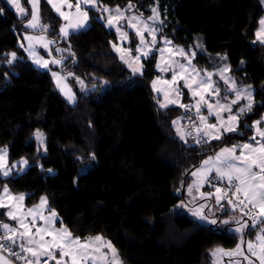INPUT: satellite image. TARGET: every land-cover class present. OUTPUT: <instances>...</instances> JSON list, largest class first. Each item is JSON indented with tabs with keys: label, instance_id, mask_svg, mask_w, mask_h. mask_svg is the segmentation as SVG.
Instances as JSON below:
<instances>
[{
	"label": "trees",
	"instance_id": "1",
	"mask_svg": "<svg viewBox=\"0 0 264 264\" xmlns=\"http://www.w3.org/2000/svg\"><path fill=\"white\" fill-rule=\"evenodd\" d=\"M23 2L28 15L19 17L0 1V148L7 149L10 164L25 159L28 168L0 176V184L25 194L27 206L46 197L60 224L81 239L107 238L122 264H213L214 248L230 251L237 233L202 223L179 204L204 158L247 141L253 122L262 119L264 44L255 36L261 1L98 0L104 7L132 5L156 23L159 36L187 49L197 48L202 37L206 51L194 60L201 70H212L213 56L220 55L237 86L254 88L239 130L203 143L183 139L174 126L191 101L187 90L182 106L159 105L151 85L159 74L154 54L136 74L116 52L118 34L107 26L104 11L89 9V25L65 38L58 33L62 19L41 0L43 18L54 28L36 32H47L56 40L53 47L65 49L56 54L65 60L60 70L95 85L88 93L77 91L76 102L69 103L54 86L51 70L34 65L20 44L23 32H31L23 26L31 11ZM129 38L136 51V33L130 31ZM36 131L45 136L44 149Z\"/></svg>",
	"mask_w": 264,
	"mask_h": 264
},
{
	"label": "rangeland",
	"instance_id": "2",
	"mask_svg": "<svg viewBox=\"0 0 264 264\" xmlns=\"http://www.w3.org/2000/svg\"><path fill=\"white\" fill-rule=\"evenodd\" d=\"M6 1L8 2V0ZM260 1L264 8V0ZM77 2H79L82 6H87L83 4L82 0H77ZM19 3L20 7L24 9L23 14H21L14 5L10 3L8 4L16 11L19 17L28 15L29 9L24 6L23 0H19ZM27 4L30 6L31 10L30 18L24 22L23 26L31 32L27 35L25 34V39L20 38V44L26 47V52L29 56H31L33 61L35 60L34 62L36 63L37 61L35 58L38 57V54L39 56L43 55L41 57L46 60L48 67L52 68V80L54 82V86L62 93L64 98L69 103L74 104L77 100V91L81 93H88L95 89V85L88 84L81 76L74 72L63 73L60 70L65 60L56 54L62 53L65 49L62 46L53 47L56 40H53L47 32L52 30L54 27L43 18L41 0H38L35 8L33 7L31 0H27ZM92 8L98 7L94 5ZM117 9H119V12H117ZM104 10L106 11L105 22L107 26L113 28L118 34L119 43L116 44L115 48L120 58L121 56L124 57V59L121 60L127 67H129L132 71L134 68L138 69L133 72L136 74H142L145 69L144 60L154 54L156 58L155 69L159 74L152 80L151 85L158 97L159 105L162 108H166L171 105L182 106L185 89L188 91L191 99L186 107L197 114L196 119L198 122V130L199 133L203 135L204 142L215 139L214 136L216 135H219L221 138L225 133H229L228 131H224L226 126H234L235 131L239 130L242 113L247 110L249 106L251 107L254 102V88L252 86H237L229 66L223 62V58L220 55L213 56L214 67L212 70H201L200 67L196 65L194 60L198 52L206 51L202 37H199L197 48L187 49L183 46L175 44L172 39L167 36H159L160 33L156 23L152 22V19L148 20L142 17L138 12L134 11L132 5L130 4L125 8L105 7ZM34 12L38 15V22L35 28L28 26L29 21L32 20ZM117 16L120 18L118 20H114L113 24L109 25L108 20ZM262 20H264V13L259 18V24L255 34L256 40L259 42H261V39L257 37V33L264 31V25L261 24ZM63 27L66 28V26ZM61 28L62 27H60L58 33L62 37L66 38L71 33V29L66 28L68 34L65 35L61 32ZM41 29L47 32L36 33V31ZM130 31H134L136 33V51H133L128 45L130 43ZM137 32L142 34L143 41H141V36L137 35ZM153 37H155V39H153ZM30 38L33 40V46L29 43ZM261 43L264 44V42ZM180 50H183L185 55H181ZM144 53H147V55H144ZM136 57H139V60H136ZM129 65H131V67ZM181 65H184V67L181 68ZM193 68L196 69V72H193ZM54 73L55 75H53ZM200 81H205V84L200 85ZM221 82H224L226 86L222 85ZM186 83L192 85L191 89L185 86ZM153 85H155V87ZM194 92L196 93L195 95ZM201 96L204 97V100H201ZM69 97H71V99H69ZM233 101H235V103H233ZM237 102H242V106H238L236 104ZM209 104L212 105L211 113L208 109ZM197 107L200 109L199 112L197 111ZM241 109H243V111H241ZM230 116H235L237 119L235 121H230ZM201 117H204L205 119L202 121ZM183 119V116L176 118L174 120V126L177 133H180L182 138L187 139L183 133L179 132V123ZM257 121L260 122L258 125L256 123ZM257 121L252 124L254 134L248 139V141L235 143L231 146H225L204 158L201 165L191 172L190 179L185 187L186 200H182L179 204L185 212L200 222L213 224L210 221L216 220L215 224L218 226L224 228L227 227L230 231L239 235L238 243L230 251L223 252L219 251L222 250L220 247L214 248L212 255L213 264H250V261L252 264H259L256 257L252 256L248 251L247 242L251 241L256 244L258 250L259 242L256 240V237L260 233L261 228H264V223H257L253 226V220L250 218V215L244 214L245 211L252 208L251 205H248V208H244L240 205L238 209H236L234 203H238V201H236V196L234 195L235 189H228L229 192L227 193V196H225L226 192L224 191V193H222V188L220 187L223 186V184L227 186L229 181L226 177L221 178L215 170L217 166L222 167L220 161L215 159L217 154L220 153L222 149L233 148V146H236L234 155L239 156L241 151L247 152V150L242 149L244 144H252L254 147L257 146L256 141H260V135L258 134L257 128L264 131V124L261 123V121L264 122V114L262 119ZM210 124L217 125V128L210 129L208 127ZM38 132L42 134L39 138L36 135ZM205 133L208 134L205 135ZM36 134L35 136L38 140V144L42 146L45 141V136L41 131H36ZM253 137H255V139H253ZM196 141H198V143L202 142L200 139H196ZM0 149V151H6L7 153L6 148ZM42 149H44L43 146ZM209 158H212V162L209 165H204V161L209 160ZM19 162L22 164L21 166L18 165L19 167L28 166V162L25 159L18 161V163ZM231 162L236 163L239 166L238 161ZM0 172H3L2 166L0 168ZM193 173H196V175H193ZM219 181L223 184L217 185L216 182ZM232 182L237 181L233 180ZM3 187L7 186L0 184V191ZM218 188L221 190L220 192H217ZM217 196L224 198L217 203ZM240 198H243V196L241 195ZM229 199H232L234 203L229 204ZM14 206H17L16 201L13 203L12 209ZM252 211L256 214L258 213V209H254ZM197 212L201 215H196L195 213ZM50 216L51 214L49 213L46 217ZM201 216L206 217V219H202ZM55 218L56 217L51 219L50 224L43 218L42 228H48L49 231L51 229L55 230ZM225 221L228 222L225 223ZM245 223H247L248 227L250 226V229L252 230L250 234L247 233L248 227L242 228L241 232L236 231L237 228H241V226ZM0 230L2 229L0 228ZM2 231L11 237L7 232L4 230ZM242 240L244 243H241ZM9 241L14 244L11 239H9ZM237 245H240L241 251L228 255L229 252H234V250H236ZM26 259V263L24 264H28V261H32L33 264H37V260L33 259L28 254ZM52 263L53 262H50L48 259L38 261V264Z\"/></svg>",
	"mask_w": 264,
	"mask_h": 264
},
{
	"label": "snow or ice",
	"instance_id": "3",
	"mask_svg": "<svg viewBox=\"0 0 264 264\" xmlns=\"http://www.w3.org/2000/svg\"><path fill=\"white\" fill-rule=\"evenodd\" d=\"M33 7H36V4L38 3V0H31ZM83 4L85 5H93L94 6V0H82ZM8 3L14 5L17 10L23 14L24 13V9L20 7V3L19 0H8ZM48 3L52 5V7L58 12V14L63 17L65 20L68 19V17L62 12L60 11V7L54 3V0H48ZM107 10V9H105ZM156 10L153 9V12H155ZM77 12H80V3L78 2L77 4ZM117 12H119V9H117ZM81 15H83L84 19L87 20V11H84L82 13H80ZM120 17H113L110 18L108 20V24L111 25L113 24L114 20H118ZM151 19V18H150ZM38 22V15L37 13H33L32 16V20L29 21V27H33L35 28ZM261 24L264 25V20L261 21ZM83 26L82 24H71L69 23V25L67 27H72V28H76V27H81ZM61 32H63L65 35H67V30L66 28L62 27L61 28ZM137 35L141 36V41H143V36L140 32H137ZM257 37L261 39V42H264V31L262 32H258L257 33ZM153 39H155V37H153ZM115 47V45H114ZM119 50V49H118ZM180 54L181 55H185V53L183 52V50H180ZM13 57H15V53L12 54ZM144 55H147V53H144ZM121 59H124L123 56H121ZM136 60H139V57L135 58ZM39 62V61H38ZM55 62V61H54ZM45 66H47L45 64ZM131 67V65H129ZM184 65H181V68H183ZM138 69H133V71H137ZM193 72H196V69L193 68ZM55 75V73L53 74ZM175 79V77H174ZM205 81H200V85H204ZM155 87V85H153ZM186 87L190 88L192 87V85L190 84H185ZM215 91V90H214ZM196 93L194 92V95ZM69 99H71V97H69ZM201 100H204V97L201 96ZM233 103H235V101H233ZM163 106V105H162ZM186 107V106H185ZM250 107V106H249ZM208 109L209 112L211 113L212 110V105L209 104L208 105ZM199 107H197V111L199 112ZM230 110V109H229ZM241 111H243V109H241ZM205 118L201 117V120L203 121ZM237 119V117L235 116H230L229 120L230 121H235ZM257 125L260 123L259 121L256 122ZM208 127L210 129H216L217 125L215 124H210L208 125ZM224 131H235V127L234 126H226L224 128ZM258 134L260 135V137L262 139H264V131L259 130V128H257ZM208 133H205V135H207ZM37 137L39 138L42 134L41 133H37L36 134ZM215 139H219L220 136L216 135L214 136ZM253 139H255V137H253ZM257 146H253L252 144H244L242 146V149L247 150V152L245 151H241V154L239 156L234 155L235 152V147L233 146V148H224L221 150L220 153L217 154L216 156V160L220 161L221 166H217L216 167V172L219 174V176L221 178H227V180L229 181V183L231 184V182L233 180L237 181L238 183H236L235 186V193L234 195L236 196V201H238V205H242L244 208H248V205H251L252 208L249 210V212H245V215H249L250 212L254 209H258V213L256 215H253L251 218L253 220V226H255V224L257 223H264V143H261V141H256ZM0 159H2V157H0ZM231 161H238L239 162V166L236 163H232ZM212 162V158H209V160H205L204 161V165H209ZM26 163V161H25ZM258 169V171H257ZM5 175H7V172H5ZM193 175H196V173H193ZM221 190L218 188L217 192H220ZM4 192L7 194L8 193V188L5 187L4 188ZM241 195L243 196V198H240ZM225 196H227V193H225ZM224 197L221 196H217V203L220 202L221 199H223ZM17 199L19 200H23L24 197L20 196ZM46 203V198L42 197L41 198V206L44 205ZM229 204H233L234 201L232 199L228 200ZM0 206H3L2 204H0ZM39 207V206H38ZM33 211H35V209H29V214H31ZM196 215H201L199 212L195 213ZM56 213L53 211L51 212V216L50 217H44V219L50 224L51 223V219L56 217ZM9 216L15 220L17 219V217L9 212ZM202 219H206V217L201 216ZM211 223L215 224L216 220H211ZM228 221H225V223H227ZM20 226L24 229V232L20 233L21 236H25L28 237V243L29 244H37L38 245V249H44V251H38V249H34L31 247L25 248L23 245H21V248L24 251L30 252L32 254L33 257L37 258V264L39 261V256H44L47 255L49 257H52V253L51 251H49L50 248H57L60 250L61 256H70L71 260H72V264H78V260H77V256L79 255L81 258L83 259H87L88 257V243H84L82 244L79 240L78 237H72V234L65 228L60 230L59 232H55L54 234V238L53 241L48 242L44 240V236L40 235L41 233H47L49 235H53V232H49L48 228H37L36 229V235H40V239L39 241L32 239V236L34 235L31 231V228L29 227L28 224H26L23 220L20 221ZM244 227H248L247 223H245L244 225L241 226V228H237L236 231L237 232H241L242 228ZM4 229L13 231L11 229H9V225L4 224L3 225ZM9 239H12L11 237H9ZM95 241H100L101 237L97 236L94 238ZM256 240L259 242L258 245V250H257V245L254 244L253 242L249 241L247 242V247H248V251L251 253L252 256L256 257V259L259 261V264H264V228H261L260 233L257 235ZM91 242V241H89ZM241 243H244V241L242 240ZM112 252L113 254H115V248H113V246L111 245V243H107L106 245ZM69 249V251H65V249ZM78 250V251H77ZM97 251H99V249H96ZM219 251H223V250H219ZM241 248L240 245H237L236 250H234V252H229L228 255H232L235 252H240ZM14 255H17V258H21L19 257V254L14 253ZM54 258V257H52ZM247 259V257H246ZM28 264H33L32 261H28ZM57 264H60V261H57ZM118 264V262H117ZM250 264H252V262L250 261Z\"/></svg>",
	"mask_w": 264,
	"mask_h": 264
},
{
	"label": "crops",
	"instance_id": "4",
	"mask_svg": "<svg viewBox=\"0 0 264 264\" xmlns=\"http://www.w3.org/2000/svg\"><path fill=\"white\" fill-rule=\"evenodd\" d=\"M46 1L48 2V0H46ZM54 3H56L60 7V11H62L68 17V19L65 20L63 17H61L58 14V12L52 7V5L49 4L51 6V8L53 9L54 13L62 19L61 27L66 26V28H70L71 33H72V31L75 32L79 29H83V28L87 27V25L90 22L89 9H96L99 11H104L106 14V11L104 10L105 7L102 6L98 2V0L94 1V5H96L98 8H92L94 6L91 4H89L87 6L80 5V12L79 13L77 12V4H78L77 0H54ZM84 11H87V17H88L87 20H85L83 15L80 14ZM69 23H71V24H82L83 26L76 27V28L67 27L69 25ZM41 30H43V29H41ZM28 33L29 32H23V34L21 35V38L25 39V36ZM36 33H38V32H36ZM39 33H43V32H39ZM29 43L32 44V46H33V40L31 38L29 39ZM22 47L24 48L25 51H27L25 46L22 45ZM115 50H116V48H115ZM116 52H117V50H116ZM41 56H43V55H41ZM41 56H39V54H38V57L35 58L37 61V63H36V62H34L35 60L33 61L31 56H29V54H28V57L34 63V65H36L38 68H40L42 70L49 69V70H51V73H53L52 68L48 67L46 60H44ZM45 64L47 66H45ZM179 132L183 133V135L185 137H187L186 129L183 125V121H181L179 123ZM178 135L180 137H182L180 135V133H178ZM259 138H260L259 140L262 143H264V139H262L260 136H259ZM6 156H7V158H6ZM0 157H2V159H0V168H1V166L3 167V172H0V176L2 178L10 176L14 172L17 174H20L28 168V166L19 167L22 164L20 162L18 163V161L16 163L10 165L9 164L10 162H8V151H7V153H6V151H0ZM19 161H21V160H19ZM5 172H7V175H5ZM224 183H226V182H224ZM216 184L222 185L223 183L221 181H219V182H216ZM4 188L5 187H3L2 190L0 191V204L3 205V206H0V209H1L0 210V228L2 230H4L5 232H7L11 236V238H12L11 240L14 243V245L19 247L20 249H22L21 245H23L25 248L31 247L34 249H38L37 244H29L28 243V237L20 235V233L24 232V229L20 226L21 220H23L26 224L29 225L32 233L34 234L32 236V239L37 240V241H39L40 235H43L45 241L51 242V241H53L55 232H59L60 230L65 229V228L71 233V231L65 225L60 224V217H59L58 213L55 210L50 208V206L48 205V200L46 197H44V198H46V203L43 206H41V199L37 204H35L33 206H27L25 204V197H26L25 194H15V193L11 192L9 189H8V193L6 194L4 192ZM220 188H222V193H224V191L226 193L229 192L227 190L226 185H224V184ZM233 189H235V187ZM20 196H23L24 199L23 200L17 199ZM15 201H16L17 206L16 207L14 206L12 209V205ZM29 209H35V211H33L31 214H29ZM53 211H55L57 214L56 218L54 220L55 230L51 229L49 231V232H53V235H49L47 233H41L40 235H36L35 234L36 229L42 228V226H43V224H42L43 218L46 217L47 214H49V213L51 214V212H53ZM9 212L13 213L17 217V219L13 220L9 216ZM4 224L9 225V229H11L13 231L4 229L3 228ZM72 237H76V236H74L72 234ZM95 237H97V236H92V237H89L86 239H81L78 237L82 244L88 243V249H87L88 257H87V259H83L78 255L77 256L78 264H117V262H118V264H122V261L118 255L116 249H115V254H113V252L106 246L107 243H109V242L111 243V241L108 240L107 238L102 237V236H99V237H101L100 241H95V239H94ZM89 241H91V242H89ZM111 245L113 246L112 243H111ZM97 248L99 249V251L95 250ZM113 248H115V247L113 246ZM38 251H44V249H38ZM49 251H51L52 257H54V258L49 257L47 255H44V256H39V260L48 259V260H50V262H53L52 264H57V261H60V264H72L71 257L70 256H61L59 249L50 248ZM65 251H69V249L66 248ZM26 254L31 256L33 259L37 260V258L33 257L30 252L29 253L26 252Z\"/></svg>",
	"mask_w": 264,
	"mask_h": 264
},
{
	"label": "built area",
	"instance_id": "5",
	"mask_svg": "<svg viewBox=\"0 0 264 264\" xmlns=\"http://www.w3.org/2000/svg\"><path fill=\"white\" fill-rule=\"evenodd\" d=\"M184 110H185V115H184L183 125L186 129V134L190 138L200 139L202 140V142H204L203 135H201V133H199L198 130L197 119L192 116L191 110L188 107H186ZM235 184L236 182H231V184L229 183L226 186L227 190L233 189L235 187L234 186ZM234 206L236 207V209H238L240 205H238V203H234ZM246 212H249V210H247ZM249 215L251 218L253 215H256V213L251 211ZM0 251L3 252L7 257L12 259L16 263H21V264L26 263L27 254L22 249L17 248L14 244H12L9 241V236L5 234L2 230H0ZM14 253L19 254V257L21 258H17V255H14Z\"/></svg>",
	"mask_w": 264,
	"mask_h": 264
},
{
	"label": "water",
	"instance_id": "6",
	"mask_svg": "<svg viewBox=\"0 0 264 264\" xmlns=\"http://www.w3.org/2000/svg\"><path fill=\"white\" fill-rule=\"evenodd\" d=\"M0 264H18L0 251Z\"/></svg>",
	"mask_w": 264,
	"mask_h": 264
}]
</instances>
